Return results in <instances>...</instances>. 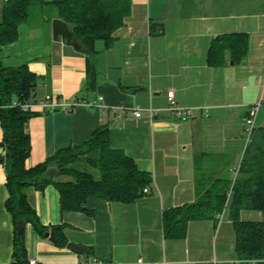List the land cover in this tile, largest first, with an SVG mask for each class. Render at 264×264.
Returning <instances> with one entry per match:
<instances>
[{"label":"crops","instance_id":"obj_1","mask_svg":"<svg viewBox=\"0 0 264 264\" xmlns=\"http://www.w3.org/2000/svg\"><path fill=\"white\" fill-rule=\"evenodd\" d=\"M4 1L0 0V19ZM48 18L20 26L18 40L1 46L0 57L7 67L27 65L40 76L37 100L54 94L64 103H85L69 113L33 108L37 114L25 125L32 141L26 167L81 145L98 128L108 126L112 148L149 172L152 183L149 192L133 203L90 197L84 205L89 212L62 211L54 185L43 191L30 187L28 199L41 223L47 232L61 226L67 244L58 246L55 233L53 242L47 232L41 235L25 223V260L36 259L38 264H80L94 258L108 264L237 261L228 208L217 222L191 221L183 239L165 237L163 217L165 211L196 200L195 155L206 156L200 164L206 174L236 177L233 169L240 166L250 142L245 119L250 107L264 99V0H133L114 44L106 48L102 40L96 41L93 55L55 41L52 20L57 17ZM225 33H247L248 54L239 64L228 56L225 66L211 67L210 44ZM89 60L97 68L91 90L86 89ZM170 90L181 107L192 110L190 119L169 110ZM263 106L264 102L255 127H264ZM100 157L101 151L94 148L64 167L99 178ZM8 197L7 173L0 165V264L14 260L15 229L6 208ZM241 218L264 222V213L246 210ZM69 243L84 249L72 250Z\"/></svg>","mask_w":264,"mask_h":264},{"label":"trees","instance_id":"obj_2","mask_svg":"<svg viewBox=\"0 0 264 264\" xmlns=\"http://www.w3.org/2000/svg\"><path fill=\"white\" fill-rule=\"evenodd\" d=\"M0 19V47L19 38L20 26L31 20V11L39 9V17L61 18L68 23L82 50L96 53V41L102 40L106 48L115 41V32L125 25L132 11L133 0H7L4 1ZM250 38L247 33H225L212 40L207 62L211 67H223L228 56L234 63H241L249 51ZM40 76L27 65L7 67L0 57V122L3 140L0 147V165L7 173L9 197L6 208L11 213L15 229L14 259L26 264L24 234L18 237V221L31 223L35 230L45 235L44 226L28 199V189L35 187L43 191L54 185L60 192L62 211L89 212L85 203L90 197L110 202L133 203L144 194V188L152 183V175L139 169L137 163L122 150L114 149L110 143V128H98L92 137L81 145L68 146L38 165L27 168L26 160L32 150L30 135L25 125L37 113L12 106L14 101L36 102L37 84ZM97 68L88 62L86 89L96 86ZM97 148L101 157L97 163L100 177L70 170L64 166L84 157ZM8 155V156H7ZM195 155L196 200L164 212L163 223L166 238L183 239L188 225L195 220L218 221L228 208L232 220L236 243L235 251L240 264H264V222L243 220L241 212L246 210L264 213V127H255L246 147L235 179L230 176L212 177L200 169L202 158ZM57 167L54 176L49 168ZM61 176L71 177L62 181ZM58 246H66L67 240L61 226L51 227ZM83 254V253H82Z\"/></svg>","mask_w":264,"mask_h":264},{"label":"built area","instance_id":"obj_3","mask_svg":"<svg viewBox=\"0 0 264 264\" xmlns=\"http://www.w3.org/2000/svg\"><path fill=\"white\" fill-rule=\"evenodd\" d=\"M5 1H7V0H5ZM168 98H169V110L173 114L182 118L183 120H188L191 118L192 110L190 108L181 107L178 104V102L176 101V98H175L174 90H170L168 92ZM263 102H264V99L261 98L258 102H256L254 105H252L249 109L248 116L245 119L244 126H245V131L249 136V139L251 138V134H252L253 130L255 129V119H256V116H257ZM83 103H85L83 100H78L77 102H74V103H64V102L60 101V99L56 95L46 94L36 102L21 103L19 101H14L12 103V106H20L23 110L32 111V112H34L33 108L37 106V107H40L42 110H51V111L61 110V111L69 113V112H72L77 105H80ZM152 111L153 110H151V112ZM135 115L137 117H140L141 111L136 110ZM238 168L239 167H236L233 169V173L235 176L238 173ZM149 190L150 189L148 187L144 188V193H148ZM222 215L223 214H221L219 216V218L222 217ZM82 263H85V264H108V263H105L104 261H102L100 259H96V258L89 259V260L86 259L85 261L80 262V264H82ZM240 263H241V261L237 260V261L233 262L232 264H240ZM11 264H23V263L17 262L14 259L11 262ZM26 264H38V261L36 259H31ZM202 264H222V262L217 260V259H212V260L203 262Z\"/></svg>","mask_w":264,"mask_h":264},{"label":"water","instance_id":"obj_4","mask_svg":"<svg viewBox=\"0 0 264 264\" xmlns=\"http://www.w3.org/2000/svg\"><path fill=\"white\" fill-rule=\"evenodd\" d=\"M52 31H53V39L55 41H62L68 45L74 46L76 49H82V44H80L75 36L71 28L69 27L68 23L62 20L61 18H54L52 20ZM233 63V61H231ZM8 156V155H7ZM57 173V167L52 166L49 168V175L54 176ZM25 227V220L20 219L18 221V231L17 235L18 237H21V235L24 232ZM46 236L50 238L51 241L55 242L56 238L54 235V231H49L46 233ZM68 247L72 250H83L84 248L76 246L74 244H68Z\"/></svg>","mask_w":264,"mask_h":264},{"label":"rangeland","instance_id":"obj_5","mask_svg":"<svg viewBox=\"0 0 264 264\" xmlns=\"http://www.w3.org/2000/svg\"><path fill=\"white\" fill-rule=\"evenodd\" d=\"M30 17H31V20L32 21L36 22L37 19H38V17H39V9H36L35 7H33L32 8V11H31V16ZM261 110H264V106L262 107ZM227 176H229V173H228Z\"/></svg>","mask_w":264,"mask_h":264}]
</instances>
